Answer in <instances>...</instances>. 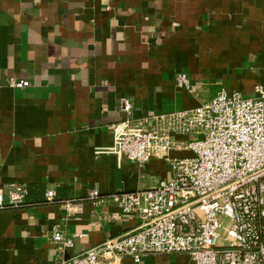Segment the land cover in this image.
I'll return each mask as SVG.
<instances>
[{
  "label": "crops",
  "instance_id": "crops-1",
  "mask_svg": "<svg viewBox=\"0 0 264 264\" xmlns=\"http://www.w3.org/2000/svg\"><path fill=\"white\" fill-rule=\"evenodd\" d=\"M181 72L189 89L178 86ZM11 77L30 85L12 87ZM257 88L264 0H0V186L29 188L24 206L0 209V264H59L139 226L90 191L145 190L173 174L164 157L142 166L111 153L115 124ZM73 199L83 209L69 215L62 203ZM54 226L74 246L62 248ZM122 264L196 263L176 253Z\"/></svg>",
  "mask_w": 264,
  "mask_h": 264
},
{
  "label": "built area",
  "instance_id": "built-area-1",
  "mask_svg": "<svg viewBox=\"0 0 264 264\" xmlns=\"http://www.w3.org/2000/svg\"><path fill=\"white\" fill-rule=\"evenodd\" d=\"M8 83L30 85L15 77ZM177 83L189 89V75L179 73ZM256 92L246 96L221 90L194 108L115 124L111 153L142 166L164 157L173 176L145 190L106 196L90 191L95 203H114L140 224L59 264H122L124 257L140 262L148 255L176 253L190 255L196 264H264V90ZM122 108L130 113L133 105L124 98ZM184 135L194 137L177 138ZM173 150L193 155L170 157ZM28 194L23 183L0 186V209L24 206ZM47 196L52 200L55 191ZM62 204L69 215L83 209L78 199ZM223 218L230 220L229 227H224ZM51 233L62 248L74 246L57 226Z\"/></svg>",
  "mask_w": 264,
  "mask_h": 264
},
{
  "label": "rangeland",
  "instance_id": "rangeland-1",
  "mask_svg": "<svg viewBox=\"0 0 264 264\" xmlns=\"http://www.w3.org/2000/svg\"><path fill=\"white\" fill-rule=\"evenodd\" d=\"M252 96H255V95H252ZM222 222H223L224 227H229L230 226V220L229 219L223 218ZM220 233L223 236L225 234V229H222L220 231Z\"/></svg>",
  "mask_w": 264,
  "mask_h": 264
}]
</instances>
